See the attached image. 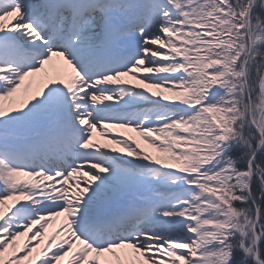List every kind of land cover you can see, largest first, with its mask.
<instances>
[{"label": "snow or ice", "instance_id": "snow-or-ice-1", "mask_svg": "<svg viewBox=\"0 0 264 264\" xmlns=\"http://www.w3.org/2000/svg\"><path fill=\"white\" fill-rule=\"evenodd\" d=\"M0 264H264V0H0Z\"/></svg>", "mask_w": 264, "mask_h": 264}, {"label": "rangeland", "instance_id": "rangeland-1", "mask_svg": "<svg viewBox=\"0 0 264 264\" xmlns=\"http://www.w3.org/2000/svg\"><path fill=\"white\" fill-rule=\"evenodd\" d=\"M114 133H118V132H122L123 130L120 129H113L112 130ZM126 134H130V135H135L134 133H126ZM101 140H103V138H100Z\"/></svg>", "mask_w": 264, "mask_h": 264}]
</instances>
